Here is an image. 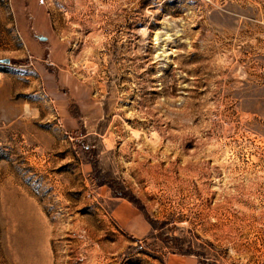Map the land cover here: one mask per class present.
Returning a JSON list of instances; mask_svg holds the SVG:
<instances>
[{"label":"rangeland","instance_id":"obj_1","mask_svg":"<svg viewBox=\"0 0 264 264\" xmlns=\"http://www.w3.org/2000/svg\"><path fill=\"white\" fill-rule=\"evenodd\" d=\"M175 256L264 264V0H0V264Z\"/></svg>","mask_w":264,"mask_h":264},{"label":"crops","instance_id":"obj_2","mask_svg":"<svg viewBox=\"0 0 264 264\" xmlns=\"http://www.w3.org/2000/svg\"><path fill=\"white\" fill-rule=\"evenodd\" d=\"M126 209L131 214L124 223L125 231L136 240L147 237L151 231L149 222L131 208ZM168 264H201V262L195 256H175L169 260Z\"/></svg>","mask_w":264,"mask_h":264},{"label":"water","instance_id":"obj_3","mask_svg":"<svg viewBox=\"0 0 264 264\" xmlns=\"http://www.w3.org/2000/svg\"><path fill=\"white\" fill-rule=\"evenodd\" d=\"M46 38H41V41H46ZM6 63H9V60H6Z\"/></svg>","mask_w":264,"mask_h":264}]
</instances>
